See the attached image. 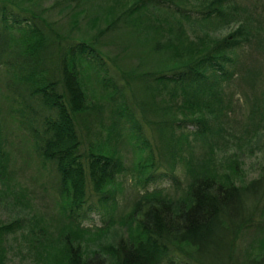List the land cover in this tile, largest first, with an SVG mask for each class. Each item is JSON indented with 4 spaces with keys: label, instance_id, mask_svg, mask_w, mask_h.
Segmentation results:
<instances>
[{
    "label": "trees",
    "instance_id": "obj_1",
    "mask_svg": "<svg viewBox=\"0 0 264 264\" xmlns=\"http://www.w3.org/2000/svg\"><path fill=\"white\" fill-rule=\"evenodd\" d=\"M236 1L197 0L189 4L172 0H135L133 7H138V11L148 5L173 22L164 24L142 17L146 20L145 32L153 31L157 35L154 40L146 38L149 52L161 54L163 61L172 64L152 71L142 70L138 74L140 82L151 83L137 88V91L144 89L146 92L134 93L128 85L129 77L120 70L114 69L108 82L105 81L109 69L104 66L96 42L69 39L62 45L56 29L46 19L10 0H0V120L17 123L24 120L25 125L20 127L30 140V151L41 164L49 165L53 190L67 200L63 204V215L69 226L86 231L80 227L81 219L85 218L84 210L94 209V205L100 207L97 200L95 204L91 202V197L99 194L104 203L105 184L114 179L121 181L122 174L127 171L118 157L81 140L88 112L96 108L90 109L87 105L73 66L75 60L103 71V75L97 77L102 84L111 87L110 99L118 94L119 102L111 101L120 116L127 119L130 136L141 148H147L148 163L143 165L146 169L139 179L141 185L151 180L161 166L134 112L140 121L153 124L154 129L166 133L176 131L183 139L187 140L189 135L204 136L208 124L199 114L203 113L200 106L205 108V94L218 103L221 112L228 111L237 100L229 89L232 78L236 77L240 85L246 83L252 89L248 116L254 125L264 122V84L255 92V82L247 81L249 72L242 73L237 62L238 51L252 47L254 36H257L256 47L264 51V46L257 32H252L249 24L239 19L240 7ZM235 19V28L209 44L203 37L188 36L178 21L218 20L229 24ZM108 21L106 27L112 30L118 19ZM123 25L126 20L122 14L120 27ZM118 77L123 81L120 85L115 84ZM163 86H168L170 91L162 94ZM17 90L22 108L17 110L19 115L15 118L12 106L17 101ZM123 90L126 93H122ZM127 91L131 95H127ZM139 93H147L145 100L136 99ZM182 94L187 96L185 101L188 102H192L190 96L198 98L197 115L186 116L182 112L181 117H174L175 112L171 110H176V103L168 100V96L178 100ZM161 112L165 118L157 117ZM14 127L19 128L11 125L7 131ZM2 135L0 125V178L6 173L2 155H7L3 151ZM171 181L173 188L177 180ZM189 188L186 201L179 205V202L172 204L161 198L170 189L139 194L137 200L148 204L134 211L136 233L129 234L128 238L121 236L114 245L100 248L91 258L69 253L71 247H67L64 264H264V258H257L256 254L242 260L235 252L236 239L244 230L250 226L264 227L261 217L264 213V168L246 184L203 176L191 181ZM20 222H23L21 218H14L0 223V264H3L5 253L3 237L19 231Z\"/></svg>",
    "mask_w": 264,
    "mask_h": 264
},
{
    "label": "rangeland",
    "instance_id": "obj_2",
    "mask_svg": "<svg viewBox=\"0 0 264 264\" xmlns=\"http://www.w3.org/2000/svg\"><path fill=\"white\" fill-rule=\"evenodd\" d=\"M10 1L46 19L56 29L62 45L69 39L96 42L104 66L109 69L105 81L108 82L107 79L112 76L110 72L114 69L120 70L129 77L128 85L134 93L146 92L144 89L137 91V88L151 83L140 82L138 74L142 70L152 71L172 64L170 61H163L161 54L149 52L150 46L146 38L154 40L157 35L153 31L145 32L146 20L142 17L156 19L164 24L172 23L173 19L148 5L138 11V7H133L135 0ZM172 1L194 4L197 0ZM236 2L240 7L239 19L246 21L252 32H257L264 46V0ZM122 14L126 25L120 27ZM113 18L118 21L110 30L106 25ZM178 21L188 36L203 37L208 44L237 26L236 19L229 24L218 20ZM254 37L252 47L247 46L238 51L237 62L242 73L249 72L247 81L255 82L256 92L260 84H264V51L263 48L256 47L257 36ZM81 63L77 60L73 62L78 82L87 98V105L90 109L96 108V111L88 112L81 140L88 146H97L102 152L118 157L127 171L122 174L121 181L114 179L105 184L104 192H107V197L104 203L101 202V195L94 196L93 191L91 192V202L95 204L97 200L100 207L94 205V209L84 210L85 218L81 219L80 227L86 231H79L69 226L64 218L63 204L67 200L53 190L49 165L41 164L40 159L29 149L30 140L21 128L25 125L24 120L20 119L17 123L1 119L3 151L7 155H2V160L6 162V173L0 178V223L14 218L23 220L19 231L3 237V264H64V249L67 247H71L69 253L91 258L94 253L100 252V248L114 245L121 236L128 238L129 234L136 233L134 211L136 208L142 210L148 204L137 200L139 194L170 189L161 198L172 204L179 202V205L186 201L189 183L195 179L205 176L220 178L225 182L228 178L233 182L246 184L264 168V122L263 125L258 122L254 125L253 119L248 116L252 89L246 83L240 85L236 77H233L229 89L237 100L232 102L228 111L221 112L218 103L208 94H205V108L199 105L198 98L192 96V102L185 101V94L180 95L178 100L168 96V100L176 103V110H171L175 112L174 117H181L182 112L186 116L197 115L196 110L200 106L203 113L199 116L205 117L208 124V131L204 136L194 138L189 135L187 140L183 139L176 131L166 133L165 130L154 129L153 124L140 121L134 112L141 125V132L152 147L157 164L161 166L155 170L151 180L141 185L139 179L146 169L143 165L148 163L147 148H141L130 136L127 119L120 116L119 110L111 101L119 102L118 94L110 99L108 93L111 87L102 84L97 77L103 75V71L88 68ZM122 83L119 77L115 80V84ZM19 90L16 91L17 104L12 106L15 118L19 115L17 110L22 108ZM167 91H170L168 86L161 88L162 94ZM121 92L126 93L125 90ZM127 95L131 93L127 91ZM146 95L147 93H139L136 99L145 100ZM157 117H164V113H158ZM11 125L19 128L14 127L8 132ZM171 179L177 180L173 188ZM68 192L69 188L65 194ZM261 217L264 218V213ZM262 228L264 227L250 226L237 237L235 252L240 259L253 254L257 258H264ZM106 257L109 258V255ZM172 257L177 259L176 256Z\"/></svg>",
    "mask_w": 264,
    "mask_h": 264
}]
</instances>
